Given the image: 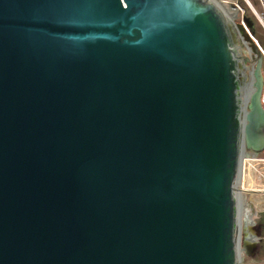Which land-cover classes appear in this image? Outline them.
Listing matches in <instances>:
<instances>
[{"label":"water","instance_id":"95a60500","mask_svg":"<svg viewBox=\"0 0 264 264\" xmlns=\"http://www.w3.org/2000/svg\"><path fill=\"white\" fill-rule=\"evenodd\" d=\"M228 34L204 0H0V264H237L264 74L241 116Z\"/></svg>","mask_w":264,"mask_h":264},{"label":"rangeland","instance_id":"374dc122","mask_svg":"<svg viewBox=\"0 0 264 264\" xmlns=\"http://www.w3.org/2000/svg\"><path fill=\"white\" fill-rule=\"evenodd\" d=\"M224 10L229 13L228 11H235V17L232 22H230L231 27V41L233 44V51L234 57L237 63L242 64L243 72L245 73L246 77L250 76V72L252 71L253 67L256 64V55L252 51L250 47L249 41L245 38L242 32L239 30L237 23L243 24L245 27L246 32L249 36L254 40V42L259 46H264V31L260 27V25L256 22L255 18L253 17L250 10L247 8L245 3L242 0H217ZM230 1L228 4L226 2ZM231 2H235L233 4ZM252 4L255 8L260 11V7L258 5L257 0H251ZM238 3V5H237ZM239 6L240 9L237 7ZM235 9V10H234ZM237 10V11H236ZM230 14V13H229ZM225 20L227 21L226 17L224 16ZM248 43V44H246ZM262 54L264 56V51L262 50ZM258 166V165H257ZM260 168L264 169V163H261ZM244 186V187H243ZM242 188L249 189L250 185L246 184L244 181ZM253 186V185H251ZM247 201L250 199V194L254 196V194L264 193L262 192H254V191H244ZM241 193V196H245ZM254 211L256 209L254 208ZM255 222L257 233H259L263 239L259 241L258 245L250 252V254L245 257L246 255H241L242 263L241 264H264V211L258 212L256 211ZM255 250V251H254ZM254 251V252H253Z\"/></svg>","mask_w":264,"mask_h":264},{"label":"built area","instance_id":"2783aa9c","mask_svg":"<svg viewBox=\"0 0 264 264\" xmlns=\"http://www.w3.org/2000/svg\"><path fill=\"white\" fill-rule=\"evenodd\" d=\"M204 2L211 6L212 10L214 11V13L219 18L221 25L225 29L226 34L229 35L228 34L229 32L227 30V24L228 23L225 20L224 16H222V14L219 11V4L215 0H204ZM243 2L245 3L247 8L252 13L256 22L260 25V27L264 31V0H257L258 5L260 7V11H258L255 8V6L252 4L251 0H244ZM237 5H238V3H237ZM237 7L240 9L239 6H237ZM228 26H229V24H228ZM241 149H242V151H244V158L243 159L247 158V161H248V159H250L252 162H254L253 163L254 165H258V166H252V165L248 164L246 167V170H245V168L242 169L241 177L239 176V173H238V177H237L238 180L235 184V192H241L245 195L244 191H254V192L264 191V169L260 168L261 166H259V165H261V163H264L263 162L264 157H259L256 153L251 152V151L247 150L246 148H241ZM240 153H239V157H240ZM238 167H239V165H238ZM244 170L246 173H244ZM244 181L246 184L250 185L249 187H252V188L243 189L242 186L244 184ZM251 185H253V186H251ZM243 206H244V208H243L244 211L242 214V218L244 216L245 209L250 208L251 213H250L249 218H248V223H249L250 227L254 228L256 225V222H255L256 211H254L252 206H250L249 201H247L246 195L244 198V205ZM242 218H241V222H242ZM238 226H239L238 228H240V224ZM237 238H239V243H240V238H241L240 233L237 234ZM253 238L255 240L254 234H253ZM242 260L243 259H239L237 264H241Z\"/></svg>","mask_w":264,"mask_h":264},{"label":"bare ground","instance_id":"6f19581e","mask_svg":"<svg viewBox=\"0 0 264 264\" xmlns=\"http://www.w3.org/2000/svg\"><path fill=\"white\" fill-rule=\"evenodd\" d=\"M218 4H219V11L220 13L222 14V16H225L226 19H227V30L228 32L231 29L230 27V22H232L234 20V17H235V11H228L229 13H227L224 8L222 7V5L217 1L215 0ZM244 1V0H242ZM230 1L226 2L225 4H228ZM233 4H236L235 2H231ZM235 10V9H234ZM237 11V10H236ZM248 44V43H246ZM231 45V48H233V44H232V41L230 43ZM242 64L240 63H237V69H236V72H237V79H238V86H239V89H238V101H239V108H240V112H241V116H243L246 112V107H247V103H248V99H249V96L253 90V78H252V75H250L248 78L246 77L245 73L243 72V69H242ZM241 152V153H240ZM240 157H239V168H238V173H239V176L241 177V171L243 168H245L246 170V167L248 164L252 165V166H257V165H254L250 159H248L247 161V158L246 159H243L244 158V151H242V149L240 150ZM244 170V173H246ZM239 177V178H240ZM244 198L245 196H241V192H235V200H236V222L238 223V225L240 224L241 226V218H242V214H243V208H244ZM256 227V226H255ZM246 234H245V246L244 248L241 247V238H240V243H239V238L236 239V249H237V259H241V255L243 254L242 253V250H244V254L243 255H246L249 253V249H250V240L251 239H254L252 236H251V231L248 229V227L246 226ZM254 234V232H253ZM242 237V235H241ZM252 237V238H251ZM258 237V236H257ZM258 245V244H257ZM255 251V250H254ZM253 251V252H254ZM244 259V258H243Z\"/></svg>","mask_w":264,"mask_h":264},{"label":"crops","instance_id":"0c3cea01","mask_svg":"<svg viewBox=\"0 0 264 264\" xmlns=\"http://www.w3.org/2000/svg\"><path fill=\"white\" fill-rule=\"evenodd\" d=\"M263 102H264V91H263ZM251 151V150H250ZM251 152H254L256 153L257 155H261V156H264V148H262L261 150L259 151H251ZM264 162V161H263ZM249 204L250 206H252V208L256 209V211L258 212H262L264 211V193H260V194H254V196L252 194H250V199H249ZM256 226V225H255ZM257 233V229H255L254 231H251V234L252 233ZM258 236V237H257ZM263 237L258 233V235L255 236V240L257 241V244L259 243L260 240H262ZM257 244H251L250 245V249H249V253L246 254L245 257H247L250 252L256 247ZM264 250V248H263Z\"/></svg>","mask_w":264,"mask_h":264},{"label":"trees","instance_id":"16d2710c","mask_svg":"<svg viewBox=\"0 0 264 264\" xmlns=\"http://www.w3.org/2000/svg\"><path fill=\"white\" fill-rule=\"evenodd\" d=\"M261 50L264 51V46H261ZM260 49L256 50V53H254L256 55V59H260L261 60V65H262V70H263V74H264V56L262 54V51ZM259 157H264L261 155H258Z\"/></svg>","mask_w":264,"mask_h":264}]
</instances>
